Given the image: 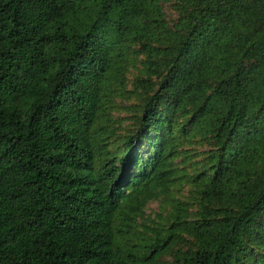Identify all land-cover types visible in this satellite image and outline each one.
<instances>
[{
  "label": "trees",
  "instance_id": "1",
  "mask_svg": "<svg viewBox=\"0 0 264 264\" xmlns=\"http://www.w3.org/2000/svg\"><path fill=\"white\" fill-rule=\"evenodd\" d=\"M161 1L172 29L157 0H0V264H264V0ZM133 42L156 82L134 83L137 130L112 152L105 106ZM193 134L215 147L187 182L197 219L176 202L150 232L138 219L182 181Z\"/></svg>",
  "mask_w": 264,
  "mask_h": 264
},
{
  "label": "rangeland",
  "instance_id": "2",
  "mask_svg": "<svg viewBox=\"0 0 264 264\" xmlns=\"http://www.w3.org/2000/svg\"><path fill=\"white\" fill-rule=\"evenodd\" d=\"M154 11L160 15V21L165 23L166 28L172 29L179 19L176 3L173 1L163 2L157 0ZM155 32V31H154ZM159 36L158 32H155ZM161 40V39H160ZM160 44L152 43V49L158 48ZM162 47V46H160ZM157 63L161 58L155 57ZM149 60L142 46L139 43L129 45L126 57H123L121 65L122 84L114 83L110 85L114 96L111 99L112 105H106V115L111 119L109 131L114 133L111 137V146L109 150L112 152L120 149L123 150L124 138L136 132L138 121L141 116V105L145 98L144 93L138 89L135 92V82H148L154 84L155 76L148 77L147 65ZM137 85V83H136ZM138 86V85H137ZM109 93H107L108 95ZM151 136V135H150ZM188 139L180 138V145H177V152L180 154L174 161V166L179 173V179L182 181L172 187L168 197L159 196L150 200L143 209V218L138 219V224H143L151 232H163L168 228L170 223V215L173 212V204L178 202L187 209V220L195 221L199 212V195L197 194L198 186L193 187L187 182L193 179L197 174L204 172L209 174L208 158L211 153H214L215 147L209 136L201 137L199 134H193L187 137ZM135 156L140 161H146L150 155V150L146 147L145 140L137 144ZM128 172L131 176L138 172L137 167H130ZM187 250L184 243H177L172 251L185 252ZM161 264H172L171 256H165L160 259Z\"/></svg>",
  "mask_w": 264,
  "mask_h": 264
}]
</instances>
